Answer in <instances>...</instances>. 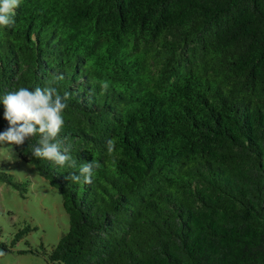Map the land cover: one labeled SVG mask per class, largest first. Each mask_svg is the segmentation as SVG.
<instances>
[{
	"label": "trees",
	"instance_id": "trees-1",
	"mask_svg": "<svg viewBox=\"0 0 264 264\" xmlns=\"http://www.w3.org/2000/svg\"><path fill=\"white\" fill-rule=\"evenodd\" d=\"M14 20L0 27V97L63 75L60 135L101 168L73 183L77 170L13 146L9 164L57 190L68 228L48 250L0 205V250L46 264H264V0H21ZM10 170L0 183L24 196L28 178Z\"/></svg>",
	"mask_w": 264,
	"mask_h": 264
},
{
	"label": "clouds",
	"instance_id": "clouds-1",
	"mask_svg": "<svg viewBox=\"0 0 264 264\" xmlns=\"http://www.w3.org/2000/svg\"><path fill=\"white\" fill-rule=\"evenodd\" d=\"M20 3L21 0H0V27H11L15 24V9ZM60 80H63V75H55L43 87H20L0 97L3 119L7 122V127L0 131V152L13 158V146L27 144L32 157L77 170L66 179L73 183L91 184L101 164L96 160L78 163L72 155L68 138L60 135L65 125L64 112L70 99L69 93H60ZM101 87L107 90L109 83L104 81ZM33 138H36V143L29 145ZM106 147L112 152L115 144L108 140ZM4 255L6 253L0 250V256ZM54 264L62 262L56 261Z\"/></svg>",
	"mask_w": 264,
	"mask_h": 264
},
{
	"label": "rangeland",
	"instance_id": "rangeland-1",
	"mask_svg": "<svg viewBox=\"0 0 264 264\" xmlns=\"http://www.w3.org/2000/svg\"><path fill=\"white\" fill-rule=\"evenodd\" d=\"M1 154L3 156H0V169L2 167L4 170L9 168L11 169L10 172L20 181L28 178L29 183L24 196H21L19 189L14 188V186L0 183V205L5 210L10 209L14 212L13 216L20 226H24L27 221L31 227L28 233L31 243L38 246L42 243L49 250L68 228L67 216L60 205L59 193L46 181L38 179L36 176L33 177L34 175L28 173L24 166L9 164L12 162L10 160L12 158H9L5 152H1ZM5 158L6 161H3ZM0 215H3V213L0 212ZM0 264L46 263L40 255L7 253L0 256Z\"/></svg>",
	"mask_w": 264,
	"mask_h": 264
}]
</instances>
